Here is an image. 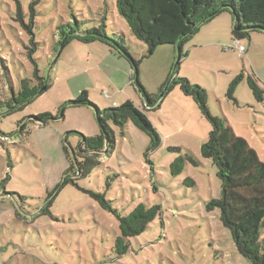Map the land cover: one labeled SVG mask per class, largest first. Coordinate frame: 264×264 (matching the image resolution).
I'll return each mask as SVG.
<instances>
[{
	"label": "rangeland",
	"instance_id": "obj_1",
	"mask_svg": "<svg viewBox=\"0 0 264 264\" xmlns=\"http://www.w3.org/2000/svg\"><path fill=\"white\" fill-rule=\"evenodd\" d=\"M106 1L111 8L108 31L122 33L128 53L139 62L137 75L132 77L130 63L100 43L71 42L53 64L56 51L48 60L50 49L44 42L50 43L54 27L69 20L68 5L79 16L87 11L98 19L104 0H41L34 28L35 34L39 30L38 50L33 55L50 88L23 110L2 115L10 87L16 85L15 74L33 71L25 23L14 21L17 3L3 0L12 15L0 14V264H249L222 225L220 212L207 209L221 192L216 168L200 153L210 124L178 87L161 100L157 93L170 75L199 86L206 92L210 114L224 118L264 163V35L241 39L244 51H239L225 13L183 45L182 58L172 46H161L148 56L146 45L132 37L118 17L115 0ZM5 24L12 33L2 28ZM249 77L261 88L262 101L249 89ZM136 81L154 104L146 103ZM82 91L100 109L130 101L145 114L159 144L153 148L151 138L131 122L123 134L111 125L114 149L107 154L104 150L88 176L55 190L68 167L62 146L72 155L81 136L98 133L93 109L62 107ZM42 113H63V118L46 126L28 121ZM186 155L196 165L185 161L183 171L172 176L170 164ZM91 192L102 193L122 216L140 203L160 206L161 214L130 239L129 251L118 258L113 252L118 219L103 210Z\"/></svg>",
	"mask_w": 264,
	"mask_h": 264
},
{
	"label": "trees",
	"instance_id": "obj_2",
	"mask_svg": "<svg viewBox=\"0 0 264 264\" xmlns=\"http://www.w3.org/2000/svg\"><path fill=\"white\" fill-rule=\"evenodd\" d=\"M15 1L17 3L15 8L18 12L14 14V21L20 24L25 23L22 27L23 32L29 37L27 57L33 64V71L32 73L25 72L24 75L15 74L16 85L10 87V92L2 106L4 108L2 115L23 110L46 92L51 85L49 77L41 76L33 55L38 50L36 37L39 30L35 34L34 28L38 26L39 10L37 12V8L41 0ZM68 8L72 10L69 20L54 27L50 43L44 42L45 46L48 45L50 49L48 60L54 56L51 51L53 50L54 54L56 51L57 56L53 61L55 64L61 51L71 42L76 41L83 45L100 43L107 48L109 53L128 61L134 71L132 77H135L139 62L128 53L125 38L122 33L113 29L108 31L107 13L111 12L110 3L104 0L103 12L101 18L98 19L87 11L84 16H79L72 4H69ZM115 9L132 37L146 45L148 56L161 46H172L178 47L179 58H182L185 56L182 52L183 45L202 26L211 23L225 13L230 16L231 36L234 41L240 43L245 37L250 39L253 33L264 35V0H115ZM23 11H26L25 14ZM2 12L12 15V12L5 8L3 0H0V14ZM3 27L12 33L7 24ZM0 38H3L1 28ZM135 85L139 87L137 81ZM234 85L235 82L228 91L229 97H232ZM247 85L255 99L262 101V90L255 79L249 77ZM16 86H18L17 89H15ZM175 87H178L186 97L193 99L202 117L211 127L200 153L216 168V177L220 181L221 192L218 199H211L207 203V209H217L220 212L222 225L229 230L238 253L249 264H264V238H262L264 234V163L243 138L234 134L224 118L213 117L210 114L205 97L206 92L199 86L192 85L187 79L173 78L170 75L168 81L158 91V99L161 100ZM139 89L146 103L154 104L151 101L153 96L145 93L141 87ZM86 93L82 91L77 100L69 101L62 107L73 105L93 109L98 124V133L94 136H81L79 147L72 151V155L67 146H62L68 167L55 190L68 183L74 184L78 179L88 176L98 165V159L102 157L104 150L107 154L114 149L115 140L111 125L123 134L127 122H131L151 138L153 148L159 144V137L145 114L130 101L118 107L100 109L89 100ZM62 118L63 113L56 117L42 113L30 116L28 121L39 126H46ZM171 150L180 152L179 148ZM185 161L196 165L189 155L178 157L170 164L172 176L175 177L183 171ZM186 183L193 185L191 181H186ZM90 195L103 210L111 212L118 219L119 233L113 243V252L118 258L129 251L130 239L141 235L161 214L160 206H146L140 203L134 206L127 215L122 216L111 207L110 202L102 193L91 192Z\"/></svg>",
	"mask_w": 264,
	"mask_h": 264
},
{
	"label": "built area",
	"instance_id": "obj_3",
	"mask_svg": "<svg viewBox=\"0 0 264 264\" xmlns=\"http://www.w3.org/2000/svg\"><path fill=\"white\" fill-rule=\"evenodd\" d=\"M235 44L238 45L239 51H244L243 47L239 44L238 41H235Z\"/></svg>",
	"mask_w": 264,
	"mask_h": 264
},
{
	"label": "crops",
	"instance_id": "obj_4",
	"mask_svg": "<svg viewBox=\"0 0 264 264\" xmlns=\"http://www.w3.org/2000/svg\"><path fill=\"white\" fill-rule=\"evenodd\" d=\"M227 26H231V21L227 24ZM254 34H258V33H253L252 35H254ZM251 38H252V36H251Z\"/></svg>",
	"mask_w": 264,
	"mask_h": 264
},
{
	"label": "water",
	"instance_id": "obj_5",
	"mask_svg": "<svg viewBox=\"0 0 264 264\" xmlns=\"http://www.w3.org/2000/svg\"><path fill=\"white\" fill-rule=\"evenodd\" d=\"M259 34V33H258Z\"/></svg>",
	"mask_w": 264,
	"mask_h": 264
}]
</instances>
